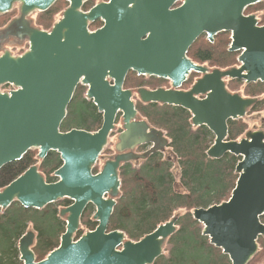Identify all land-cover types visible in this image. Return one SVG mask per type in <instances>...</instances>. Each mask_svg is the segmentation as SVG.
Wrapping results in <instances>:
<instances>
[{
  "label": "water",
  "instance_id": "obj_1",
  "mask_svg": "<svg viewBox=\"0 0 264 264\" xmlns=\"http://www.w3.org/2000/svg\"><path fill=\"white\" fill-rule=\"evenodd\" d=\"M56 1L0 0V15L19 5V16L3 31L29 41L22 54L5 50L0 55V169L31 149L39 150L41 160L57 151L63 161L54 171L58 179L52 182L46 181L37 164L31 165L0 189V208L15 201L36 209L63 198L72 201L60 210L66 216V230L59 246L37 260L32 249L35 233L30 230L19 240L22 264H153L163 254L176 231L175 216L137 241L122 230H109L122 184L121 164L144 158L168 143L163 131L139 119L135 94L142 102L189 110L192 124L207 126L215 136L209 157L227 153L241 157L229 199L192 213L203 224V235L232 264H248L258 252L259 236L264 235V130L228 139V121L246 116L258 98L231 92L227 80L264 82V24L256 14L245 13L262 0H100L88 10L83 6L89 0H67L50 30L32 26L28 15L46 11ZM178 1L181 4L176 5ZM97 20L103 24L91 30ZM223 31L231 33L229 50L240 52L238 66L210 68L188 56L202 34L214 42ZM130 71L168 79L171 87L124 88ZM193 72L201 76L189 89H182ZM5 84L16 88L2 91ZM79 84L87 86L86 98L102 113V124L95 131L77 127L62 131ZM119 114L123 130L115 145L118 153L94 172ZM142 144L153 146L136 153ZM89 204L98 224L76 238Z\"/></svg>",
  "mask_w": 264,
  "mask_h": 264
},
{
  "label": "trees",
  "instance_id": "obj_2",
  "mask_svg": "<svg viewBox=\"0 0 264 264\" xmlns=\"http://www.w3.org/2000/svg\"><path fill=\"white\" fill-rule=\"evenodd\" d=\"M67 0H57L48 10L37 12L35 23L42 29H50L58 15L68 6ZM93 3L88 1L84 9ZM246 13L257 14L259 23L264 24V0L247 7ZM17 9L0 15V25L16 15ZM259 13V14H258ZM103 24L97 20L90 25L95 29ZM230 32L223 31L210 42L202 34L189 48L188 56L196 63L211 68L226 69L238 65L239 51H230ZM193 72L182 86L188 89L199 77ZM170 87L167 79L127 74L124 88ZM231 92L246 97H257V102L247 115L264 111V82L245 83L242 79H228ZM87 87L78 85L68 107V114L61 130L83 128L95 131L102 124L103 115L92 100L86 98ZM140 119L164 132L168 139L165 147L156 149L144 158L123 162L119 173L120 194L109 221V230L119 229L128 239L137 241L153 231L159 224L177 217L176 231L168 238L163 254L153 264H232L222 249L210 243L209 236L203 235V224L193 217V210L208 207L228 200L236 185L238 173L235 168L240 156L227 153L221 158H211L207 150L215 136L205 125L194 126L189 110L170 104L142 102L134 96ZM121 114L116 122H119ZM228 139L238 140L249 128L245 117L229 120ZM115 132L111 133L113 136ZM147 145L138 150L146 152ZM112 151L107 146L103 153ZM173 159L179 167V176L174 173ZM63 161L57 151H51L44 159L38 158V149L29 150L22 159L8 163L0 169V189L17 178L31 165L37 164L47 182L57 180L54 171ZM100 170L97 164L94 172ZM69 198L50 203L44 208H27L15 201L8 208H0V264H22L19 251L20 238L32 230L35 240L32 249L36 259L41 260L60 244L66 230V218L61 208L71 204ZM94 206L89 204L81 217V227L76 238L86 230L94 229L98 222L93 219ZM264 223V214L261 216ZM259 249L248 264H264V235L258 238Z\"/></svg>",
  "mask_w": 264,
  "mask_h": 264
},
{
  "label": "rangeland",
  "instance_id": "obj_3",
  "mask_svg": "<svg viewBox=\"0 0 264 264\" xmlns=\"http://www.w3.org/2000/svg\"><path fill=\"white\" fill-rule=\"evenodd\" d=\"M14 8L17 9L16 15L12 16L3 25H0V55L5 50H10L14 55H18V54L23 53L29 47V41L27 38H24V39L16 38L15 36H13L11 34L8 35L5 33V31H3V29H5L7 27V25L15 17H18V15H19V5L16 4ZM36 14H37V12H33L30 15H28V20L31 22L32 26L36 25V23H35ZM61 14L62 13H60V15H58L57 19H59L61 17ZM9 89H10L9 87H6V88L2 87V90H9ZM244 117L246 118V120L249 124V128L247 129V131L264 129V111H256V112H253L250 115H246ZM122 129H123V123H122V120H119V122L116 124L115 130H114L115 134L110 137L109 143L107 145V146H109V148L112 149V151L110 153H103L101 155L100 160H99L100 167L107 159L114 158V156L118 153L116 148H115V145L118 142V136H119ZM244 136H245V133L242 135V137H244ZM135 151L141 152L138 150V148H136ZM173 160H174L173 161V164H174L173 170H174L175 175L178 177L179 176L178 163H177L176 159H173Z\"/></svg>",
  "mask_w": 264,
  "mask_h": 264
},
{
  "label": "flooded vegetation",
  "instance_id": "obj_4",
  "mask_svg": "<svg viewBox=\"0 0 264 264\" xmlns=\"http://www.w3.org/2000/svg\"><path fill=\"white\" fill-rule=\"evenodd\" d=\"M91 3H93L92 5L96 4L98 1H95V0H89ZM91 5V6H92Z\"/></svg>",
  "mask_w": 264,
  "mask_h": 264
}]
</instances>
